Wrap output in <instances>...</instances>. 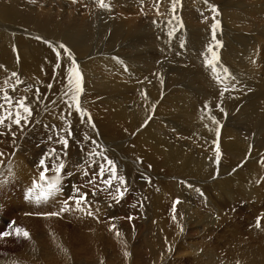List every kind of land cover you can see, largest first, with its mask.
Returning <instances> with one entry per match:
<instances>
[{"label":"rangeland","instance_id":"rangeland-1","mask_svg":"<svg viewBox=\"0 0 264 264\" xmlns=\"http://www.w3.org/2000/svg\"><path fill=\"white\" fill-rule=\"evenodd\" d=\"M6 1H9L10 4L13 0ZM17 1L16 3L22 9L26 8L25 10L28 11L30 8L29 12L35 15H49L55 21L60 17L67 23L76 24L78 22L77 24L83 27L88 23L85 27H92L91 34H93L87 44L88 47L79 51L78 54L76 53V56L81 60V62H76L83 76V92L79 97L80 104L82 109L91 115L96 128L95 130L91 128L86 116L84 118L85 122L82 123L79 115L75 114V108L69 109L68 107V104H71L72 101L69 96L65 95V92L68 91L66 76L67 69L71 67V64L66 55H63L65 58L62 57L59 61L61 68L56 69L55 73L53 71L57 58L52 44L59 43V41L66 44L62 39H56V36H53L54 38L50 39L41 37L42 39H38V41L35 38L39 42L38 44L41 43L43 46L45 52L44 62L46 61L44 66L37 70L29 69L26 65L20 68L15 67L12 70L0 68V96L7 93L13 97V100L27 97L28 102L32 103V116L35 115L36 117L32 118L31 116L29 118H32V122L29 123L30 125H26L28 127L25 126L22 132L15 125L16 129L12 127L13 132H20L16 133V136L19 135L16 138V144L12 143L13 137L10 133L0 136V152L5 154L0 157V160L10 162L12 169V174L8 179L0 182V233H11L6 237L0 236V264H6V262H8L7 264H69L68 262L70 264H93L94 260L96 262L98 260L100 264L104 262V264H235L238 260L242 264H248L244 257L252 253L256 258H261V263L258 264H264V125L262 124V122L264 123V0H210V3L215 4L219 10L217 17L220 21L218 38L223 43L219 55L223 65H227L226 67L235 77L237 85L235 90L225 92L223 97L220 96V91L225 85L231 88L230 85L233 81L225 80L223 84L218 83L213 74L203 66L201 53L210 38L208 30L212 22L209 7L203 3V0H182V7L178 5L177 10L183 28L176 33L177 38L171 40L167 36L171 25L165 24V21L171 16L169 0H162L160 5V13L162 14H157L156 9L153 7V0H108L111 4L109 9L98 7L97 0ZM205 16H208L209 19L205 20ZM154 20L158 23L154 24ZM114 26L121 27L119 33L117 29H114ZM45 40L51 42V44L45 43ZM182 41L185 43L184 48L180 47ZM46 48L49 50H45ZM252 54H257L256 57H258V64L256 63L258 71L255 73L248 69L247 65L245 66V60ZM11 55L17 56L16 51ZM29 55L39 56L38 53L24 48L20 58L22 56L29 58L27 57ZM113 57H116V60ZM90 59H97V61L105 64H115L116 62V65L117 62L121 63L120 60H122L121 65L127 67V75H143L147 81L154 84L156 89L152 90L151 94L145 85H139L136 91L133 86L131 88H128L130 86L117 87L118 89L116 86L105 87V85L100 84V80L104 79L93 74L91 69L85 65L89 63ZM131 66L133 67L131 68ZM12 72L18 74V78L22 83H17V78L11 75ZM99 78L100 80H96ZM122 79L129 80V85H132L128 77ZM50 83L52 84L51 89L47 87ZM13 87L15 91L12 90ZM20 88L23 90V94L26 92L27 94L23 95ZM37 88H39L44 102H41L42 99L38 103L35 101L36 93L34 92ZM25 89L28 91H25ZM145 89L148 95L147 98L151 101L157 99L153 102L149 100L153 111L150 113L144 111L143 115H146V117L141 114L139 119L137 117L136 120L132 121V125L137 123V132L132 125L125 126L126 128L123 125V127L120 126V129L117 127L115 129L111 124L113 112L116 109H122L120 106L125 103L123 104L124 108L130 109L129 111L127 109V113L133 114L135 105L133 107L132 104L137 103V99H140V97H144L142 93L145 92ZM259 89L263 92L261 93ZM50 92L52 93L50 94ZM108 92L112 95V98H107ZM124 93H126L125 96L132 93L133 96H139V98L135 100L121 99ZM48 97L51 101L46 100ZM113 101H116V106L111 110L110 103ZM0 103H3V100H0ZM50 104L53 106H50ZM205 104H208L207 109L204 108ZM218 104L223 107V112L217 107ZM158 105L164 108L161 109V113H156L158 115L156 119L165 125L168 130L163 128L151 129V131L157 137L159 136L158 139H166L169 142L170 149H187L190 156H188L186 165L190 166L189 170L176 168L175 171L178 174L181 172L186 174L192 171L191 173L200 175L202 181L201 179L195 181L190 176L187 177V181L180 182L181 180L175 178L173 169L167 166L168 160L165 155L160 154L156 160H153L142 150H137V145L140 143L138 140L142 133L140 131L149 124L154 125L152 124L154 118L152 115L155 114ZM189 106H191L190 109H195L198 114L185 115L183 110ZM59 107H62V109L60 110ZM101 107L102 109H100ZM49 108L52 110L48 111ZM11 110L14 112L15 107L13 106ZM54 110H60L61 113L59 114V111L55 112ZM163 110L164 114L162 113ZM70 111H72L71 116ZM95 111L98 112V115ZM38 114H40L39 117ZM94 114L95 117L97 116V120L94 118ZM137 115L140 114L137 112ZM61 116L64 117L61 120H64L66 124L61 122ZM209 116H214L219 121V125L210 122L211 118ZM68 117H71V119ZM72 117L74 120L76 119L75 122ZM149 117L151 119H148ZM261 118L262 121L260 122ZM72 120L73 122H71ZM145 121H147L146 124H144ZM69 124L71 125V131L76 136L70 138L73 146L67 150V157L64 158L66 165L64 172L71 173V175L62 174L61 184L58 185L62 188V192H57L55 196L59 194L56 197L52 195L46 200H38L40 189L36 188L32 192L31 199L26 198L28 196L27 190L34 183H41L39 172L43 169L38 164L39 160L48 150V145L54 143L49 148L56 147L58 149V147H61L54 142L57 138L55 135L60 132V126L68 129ZM43 125L50 128L48 129ZM217 128L219 129L218 137ZM111 129H114V131ZM210 129L212 130L210 131ZM32 130L33 132H30ZM35 130L36 132H34ZM0 132L7 133V129L0 126ZM29 132L32 134L27 137ZM103 132L106 134H103ZM62 133L60 134L63 135L64 133ZM100 134L103 135L104 139L99 136ZM49 135L54 138L51 142L48 140ZM85 135L96 140L98 147L85 140ZM39 140L43 143H40ZM104 140L108 144H105ZM213 141H217L219 146L220 161L218 164L215 161L217 144H214ZM48 142L50 144L47 145ZM1 144H5L4 147ZM237 144L240 146H237ZM92 149L103 151L106 156L113 159L118 166V174L127 179L128 192L119 202L114 199L117 195L115 182L113 188L107 190H101L105 186L100 183L99 179L96 180L95 184L88 182L92 178V174L98 171L97 162H103L98 156H89V151ZM12 153L14 155H11ZM79 157L81 161L78 160ZM49 166H51L50 163ZM70 166L72 169L69 168ZM21 168H27L26 170L29 173L23 169L28 174L22 175L24 172ZM0 172L8 173L7 164H0ZM85 172H88V175H85ZM51 174L53 175L52 172H49L47 176L50 178ZM28 175L29 178L26 177ZM149 177L151 182H147ZM23 178L26 181H23ZM104 178L106 179L107 176ZM259 179L261 180L259 181ZM73 186L79 187L81 192L88 194L87 202L81 205L83 211L76 209L75 204L69 201L72 210L61 212L58 216L47 215L51 212H60L63 202L73 194ZM94 188L95 195H93ZM254 190L255 192H253ZM177 198L180 203L176 205L175 214L177 219L173 221L172 205ZM28 204L29 207H27ZM89 211L92 212V215H88ZM37 213L39 216H37ZM24 214H26V218H24ZM31 214L32 216H30ZM33 216L38 219L34 220ZM129 216L134 217V219L129 221L127 219ZM258 216L261 217L260 227H256ZM39 219L40 221H38ZM31 220L38 221V223L34 222L33 224ZM30 223L32 228L29 225ZM44 223L51 226L48 225V227ZM9 225H12V227L10 228ZM112 225H115V228H112ZM35 226H38L40 231L45 230L36 232ZM16 227L28 229L27 232L30 237L25 238L23 235L17 237L14 231ZM51 227H53V230ZM181 227L183 231H181ZM49 231L51 237L48 236ZM117 232L120 235H117ZM45 235L51 241L46 242L48 238H45ZM158 238L163 242L165 241L160 252L157 248L155 249ZM53 239L57 241L55 242ZM60 241L61 243L58 246L57 243ZM41 242H44V244L41 245ZM51 242L52 244L54 242V244L52 245ZM175 246L176 249H174ZM49 247H51V251L48 250ZM257 247L260 249L258 250ZM29 249L30 252L27 251ZM125 253L129 255H125ZM47 254L49 255L47 256ZM259 254L261 257H259Z\"/></svg>","mask_w":264,"mask_h":264},{"label":"bare ground","instance_id":"bare-ground-1","mask_svg":"<svg viewBox=\"0 0 264 264\" xmlns=\"http://www.w3.org/2000/svg\"><path fill=\"white\" fill-rule=\"evenodd\" d=\"M16 1L17 0H13L10 4L6 1V0H0V68L1 69H6V70H12V69H14L15 67L17 68H20L21 66H23V65H26L27 67H29V69H33V70H37L38 68H41L42 66H44V63L46 62H44V56H45V52H44V49H43V46H42V44L40 43V44H38L39 42H37V40L35 39L36 37H46V38H54L53 36H56L55 38L56 39H62V41L64 42H66V46H69L70 48L69 49H71V51H72V54H74L73 56H75V60L76 61H78V62H81V60L76 56V53L78 54V52L79 51H81V50H84L85 48H87L88 47V43H89V41L91 40L90 38H92V34H91V28H90V26H88V27H85V26H87V24L88 23H84L85 24V26L83 27L82 25H79V24H77L76 22V24H74V23H67V22H65V21H63L60 17H59V19H56V21L54 20V19H52V18H50L49 17V15H47V16H45V15H43V16H38V15H35V14H33V13H31V12H29V10H30V8H29V10L27 11V10H25L26 8H24V9H22L17 3H16ZM93 1V0H92ZM238 1V0H237ZM236 1V2H237ZM18 2V1H17ZM185 2V1H184ZM190 2V1H189ZM189 2H188V4H189ZM202 2V1H201ZM227 2V1H226ZM252 3V2H251ZM30 4V3H29ZM228 4V3H227ZM27 5V4H26ZM31 5V4H30ZM239 5V4H238ZM190 6V5H189ZM225 6V5H224ZM31 7V6H30ZM33 7V6H32ZM236 8V7H235ZM35 9V8H34ZM244 9V8H243ZM34 12V11H33ZM207 13V12H206ZM205 13V14H206ZM40 14V13H39ZM49 14V13H48ZM52 14V13H51ZM208 15V14H207ZM210 16V15H209ZM192 17V16H191ZM231 17V16H230ZM56 18V17H55ZM72 19H74V18H72ZM87 19V18H86ZM211 19V18H210ZM68 20V19H67ZM78 20V19H77ZM76 20V21H77ZM80 20V19H79ZM82 20V19H81ZM74 21V20H73ZM104 21V20H103ZM232 21V20H231ZM80 23V22H79ZM125 23V22H124ZM231 23V22H230ZM92 24V23H91ZM126 24V23H125ZM192 24H193V22H192ZM95 25V24H94ZM141 26V25H140ZM97 27V26H96ZM115 27V26H114ZM172 27V26H171ZM97 29V28H96ZM114 29H117V32L118 31H120V29H121V27L120 26H117V27H115ZM135 29V28H134ZM94 30V29H93ZM115 31V30H114ZM94 32V31H93ZM119 33V32H118ZM200 34V33H199ZM42 35V36H41ZM226 35V34H225ZM264 35V34H263ZM225 37V36H224ZM115 38V37H114ZM177 38V37H176ZM191 38V37H190ZM180 39V38H179ZM41 40V39H40ZM48 40V39H47ZM154 40V39H153ZM152 40V41H153ZM39 41V40H38ZM137 41H139V40H137ZM203 41V40H202ZM53 43V42H52ZM59 43H62V42H60L59 41ZM59 43H53L52 44V47L53 48H57L58 47V45H59ZM173 43V42H172ZM45 44V43H44ZM50 44H51V42H50ZM64 44V43H63ZM137 44H138V42H137ZM144 44V43H143ZM125 45V44H124ZM146 46V45H145ZM153 46V45H152ZM94 47V46H93ZM125 47V46H124ZM144 47V46H143ZM155 47V46H154ZM190 47V46H189ZM24 48H28L29 50H31V51H33V52H35V53H38V55L39 56H36L35 57V55L34 56H32V55H29V56H27V57H29V58H25V57H23L22 56V58H20V54H21V52H23L24 51ZM198 48V47H197ZM22 50V51H21ZM43 50V51H42ZM45 50H49V49H45ZM148 50V49H147ZM16 51V53H17V56H12L11 55V53H13V52H15ZM53 51V50H52ZM189 51V50H188ZM54 52V51H53ZM50 53V52H49ZM49 53H48V55H49ZM194 53V52H193ZM252 53V52H251ZM254 53V52H253ZM24 54V53H23ZM29 54V53H28ZM27 54V55H28ZM248 54V53H247ZM47 55V54H46ZM63 55H65L64 53H63V50H61V58L63 57ZM115 55H118V54H115ZM241 55V54H240ZM113 56V55H112ZM138 56V55H137ZM247 56V55H246ZM257 56V54H255V55H250V57L249 58H247L246 60H245V66L247 65V68L248 69H250V70H252V72L253 73H255L256 71H258L257 70V68H256V63L258 64V57H256ZM153 57V56H152ZM65 57H63V59H64ZM109 59L111 58V57H108ZM114 58V57H113ZM116 58V57H115ZM114 58V59H115ZM140 58V57H139ZM153 59V58H152ZM112 60V59H111ZM116 60V59H115ZM229 60V59H228ZM66 61V60H65ZM64 61V62H65ZM113 61V60H112ZM120 61H122V60H120ZM115 62V61H114ZM123 62V61H122ZM152 62V61H151ZM249 62H251V63H249ZM260 62V61H259ZM67 63H68V61H67ZM70 63V62H69ZM68 63V64H69ZM233 65H234V63H232ZM231 64V65H232ZM244 64V63H243ZM46 65V64H45ZM85 65H87V67H89V69H91V71L93 72V74H95V75H99V77H102L104 80H100V78L99 79H96V80H100V84L101 85H105V87H109V86H116V88L117 87H119V88H123V87H127V86H130V87H128V88H131V86H133V87H135L134 88V90L136 91V89L139 87V85H145V87L147 88V90L151 93V91L153 90L154 91V89H156V87L154 86V84L152 83V82H149V81H147L145 78V76H143V75H137V74H132V75H127L126 74V71L124 70L125 69V66H122L121 65V63L120 62H117V65H116V62H115V64L114 63H111V64H105V63H101L100 61H97V59H90V61H89V63H86ZM124 65V64H123ZM187 65V64H186ZM241 65V64H240ZM227 66V65H226ZM133 66H131V68H132ZM138 67V66H137ZM44 68V67H43ZM183 68V67H182ZM259 68V67H258ZM134 69V68H133ZM136 69V68H135ZM244 69V68H243ZM242 69V70H243ZM260 69V68H259ZM246 70V69H245ZM1 71V70H0ZM149 71V70H148ZM25 72V71H24ZM29 72H30V70H29ZM57 72V71H56ZM248 72H249V70H248ZM21 73H23V72H21ZM27 73V72H26ZM63 73V72H62ZM153 73V72H152ZM251 73V72H250ZM249 73V74H250ZM156 74V73H155ZM158 74V73H157ZM178 74V73H177ZM172 75V74H171ZM233 75V74H232ZM38 76V75H37ZM255 76V75H254ZM257 76V75H256ZM23 77V76H22ZM31 77V76H30ZM58 77V76H57ZM126 77H128L130 80H131V83H132V85H129V80H123L122 78H126ZM176 77H178V75H176ZM63 78V77H62ZM179 78V77H178ZM53 79V78H52ZM51 79V80H52ZM91 79V78H90ZM174 79V78H173ZM255 79V78H254ZM41 80V79H40ZM208 80V79H207ZM4 81V80H3ZM185 81V80H184ZM229 81V80H228ZM94 82H95V80H94ZM103 82V83H102ZM104 82H105V84H104ZM158 82V81H157ZM263 82V81H262ZM261 82V83H262ZM26 83V82H25ZM56 83V82H55ZM248 83V82H247ZM253 83V82H252ZM62 84V83H61ZM134 84V85H133ZM157 84V83H156ZM172 84H173V82H172ZM246 84V83H245ZM18 85V84H17ZM90 85V84H89ZM92 85V84H91ZM179 85V84H178ZM248 85V84H247ZM251 85V84H250ZM254 85V84H253ZM21 86V85H20ZM19 86V87H20ZM99 86V85H98ZM142 86V87H143ZM159 86V85H158ZM231 86V85H230ZM257 86V85H256ZM15 87V86H14ZM62 87V86H61ZM91 87V86H90ZM101 87V86H100ZM258 87H260L259 85H258ZM22 88V87H21ZM20 88V89H21ZM27 88V87H26ZM104 88V87H103ZM113 88V87H112ZM111 88V89H112ZM261 88H262V86H261ZM19 89V90H20ZM23 89V88H22ZM21 89V93L23 92V90ZM39 89V88H38ZM88 89V88H87ZM97 89V88H96ZM118 89V88H117ZM264 89V88H263ZM27 89H25V91H26ZM144 90V89H143ZM181 90V89H180ZM185 90V89H184ZM28 91V90H27ZM101 91H103V90H101ZM106 91V90H105ZM123 91V90H122ZM124 91H126V90H124ZM158 91V90H157ZM156 91V92H157ZM178 91V90H177ZM259 91L262 93L263 91L262 90H260L259 89ZM110 92V91H109ZM109 92H108V94H109ZM120 92V91H119ZM133 92V91H132ZM145 92H147L146 91V89H145ZM182 92H183V90H182ZM34 93H36V92H34ZM52 92H50V94H51ZM154 93V92H153ZM165 93V92H164ZM180 93V92H179ZM184 93V92H183ZM256 93H257V91H256ZM23 94V93H22ZM25 94H27V92L25 93ZM25 94H23V95H25ZM64 94V93H63ZM106 94V93H105ZM125 94L126 93H124L122 96H121V99H125V100H135L136 98H139V96H133V94L131 93L129 96H125ZM128 94V93H127ZM136 94V93H135ZM134 94V95H135ZM152 94V93H151ZM156 94V93H155ZM155 94H153V95H155ZM204 94V93H203ZM30 95V94H29ZM180 95V94H179ZM184 95H186L185 93H184ZM189 95V94H188ZM212 95V94H211ZM28 96V95H27ZM52 96H54V95H52ZM97 96V95H96ZM148 96V95H147ZM158 96V95H157ZM190 96V95H189ZM56 97V96H55ZM63 97V96H62ZM94 98H95V96H93ZM120 97V96H119ZM156 97V96H155ZM166 97V96H165ZM179 97H183V96H179ZM202 97H203V95H202ZM263 97V96H262ZM31 98V97H30ZM35 98V97H34ZM33 98V99H34ZM46 98V97H45ZM44 98V99H45ZM53 98V97H52ZM99 98V97H98ZM107 98H112V95H108L107 96ZM152 98V97H151ZM157 98V97H156ZM161 98V97H160ZM172 98H173V95H172ZM231 98V97H230ZM42 99V98H41ZM63 99H64V97H63ZM90 99H92L91 97H90ZM121 99H120V101H121ZM175 99V98H174ZM177 99V98H176ZM209 99V98H208ZM43 100V99H42ZM46 100H50V98L48 97V99H46ZM54 100V99H53ZM84 100V99H83ZM100 100V99H99ZM103 100V99H102ZM118 100V99H117ZM138 100V102L137 103H135V104H132V106L134 107V105H135V109L133 110V114H131V113H127L130 109H128V111H127V109L126 108H124L125 106H123V104H125V103H123V104H121L122 106H120V107H122V109H116L114 112H113V115L111 116L112 117V119H111V124H112V126H114L115 127V129H120V126H122L123 127V125H124V127L125 126H131L132 125V121H134V120H136V118L138 117V119H139V117L141 116V114H142V116H144L143 115V113H144V111L145 112H148V113H150L151 111H153V107H152V104L150 103V99L149 98H145V97H143V98H141L140 97V99H137ZM150 100V101H149ZM155 100H157V99H155ZM155 100H153V101H155ZM160 100V99H159ZM158 100V101H159ZM178 100V99H177ZM199 100V99H198ZM51 101V100H50ZM55 101V100H54ZM64 102H65V99L63 100ZM91 101V100H90ZM108 101V100H107ZM153 101H151V102H153ZM164 101H166V100H164ZM170 101H171V98H170ZM174 101V100H173ZM180 101V100H179ZM179 101H177V102H179ZM237 101V100H236ZM257 101V100H256ZM41 102H44V100L43 101H41ZM47 102V101H46ZM46 102H45V104H46ZM86 102V101H85ZM126 102V101H125ZM157 102V101H156ZM162 102V101H161ZM168 102V101H167ZM176 102V103H177ZM132 103V102H131ZM235 103V102H234ZM32 104V103H31ZM44 104V105H45ZM54 104V103H53ZM156 104H158V103H156ZM163 104H165V103H163ZM167 104H169V103H167ZM173 104V103H172ZM175 104V103H174ZM186 104V103H185ZM233 104V103H232ZM55 106H57V104H54ZM229 105V104H228ZM234 105V104H233ZM238 105V104H237ZM32 106V105H31ZM46 106V105H45ZM50 106H53V105H51L50 104ZM65 106H67L66 104H65ZM116 106V101H113V102H111L110 103V109L111 110H113V108ZM166 106H168V105H166ZM173 106V105H172ZM177 106V105H176ZM156 107V106H155ZM180 107V106H179ZM241 107V106H240ZM57 108V107H56ZM84 108H85V106H84ZM98 108V107H97ZM118 108V107H117ZM132 108V107H131ZM162 108H164L163 106H161V105H158L157 106V108L155 109V114H153L152 116L154 117L153 119H152V124H154V125H151V124H149V126L147 125L145 128H142L143 130H141L140 131V133H141V135H140V137H139V145H137V150H142L144 153H146L147 154V156L149 157V158H151V159H153V160H156L157 159V157L161 154H163V155H165V157H166V159L168 160V162H167V166H169L170 167V169H173V171H174V176H175V178L176 179H178L180 182H185V181H187V177H190V176H192L193 177V179L195 180V181H199L200 179H201V177H200V175H198L197 173H191V172H189V173H186L185 174V172H184V174H183V172H181L180 174H178L175 170H176V168H185L186 170H189V167L190 166H188V165H186V161H187V159H188V156H190L189 155V151L187 150V149H181V148H175V149H170L169 148V142H167L166 141V139H158L159 138V136L157 137L156 135H154L153 134V132L151 131V129H163V128H166V130H168V128L165 126V125H163V124H161L160 123V121H158L156 118H157V116L158 115H156V113H159L160 111H161V109ZM172 108H174V107H172ZM176 108V107H175ZM191 108V106H189V107H185L184 108V112H185V115L187 114V115H197L198 114V112H196V110L195 109H190ZM195 108V107H194ZM234 108V107H233ZM59 109L61 110L62 109V107L60 108L59 107ZM100 109H102V107L100 108ZM109 109V110H110ZM133 109V108H132ZM171 109V108H170ZM247 109V108H246ZM39 110V109H38ZM50 110H52V109H50L49 108V110L48 111H50ZM60 110H57V111H59V114L61 113L60 112ZM73 110V109H72ZM105 110V109H104ZM165 110V109H164ZM164 110L162 111V113L164 114ZM243 110H244V108H243ZM250 110V109H249ZM45 111V110H44ZM55 111V110H54ZM54 111H53V113H54ZM57 111H55V112H57ZM63 111H64V109H63ZM178 111V110H177ZM235 111V110H234ZM52 112V111H51ZM69 112V111H68ZM73 112H75V111H73ZM97 111H95V113H96ZM137 112L140 114L139 116L137 115ZM166 112V111H165ZM229 112V111H228ZM253 112V111H252ZM42 113H44V112H42ZM70 113H72V111H70ZM102 113V112H101ZM161 113V112H160ZM262 113H263V111H262ZM57 114V113H56ZM75 114H76V112H75ZM97 115H98V112L96 113ZM100 114V113H99ZM170 114V113H169ZM244 114H246V113H244ZM259 114V113H258ZM258 114H256L257 116H258ZM42 115V114H41ZM66 115V114H65ZM74 115V114H73ZM104 115V114H103ZM107 115V114H106ZM38 117L40 116V114H38L37 115ZM57 116H58V114H57ZM70 116H71V114H70ZM75 116V115H74ZM77 116V115H76ZM110 116V115H109ZM172 116H175V115H172ZM207 116V115H206ZM247 116V115H246ZM33 117H35V115H33L32 116V118ZM97 117V116H96ZM95 117V114H94V118H96ZM100 117V116H99ZM144 117H146V115L144 116ZM180 117V116H179ZM190 117V116H189ZM197 117V116H196ZM210 117V116H209ZM253 117V116H252ZM31 118V119H32ZM36 118V117H35ZM34 118V119H35ZM47 118H48V116H47ZM46 118V119H47ZM58 118V117H57ZM68 118H70L71 119V117H68ZM73 118V117H72ZM78 118V117H77ZM101 118V117H100ZM105 118H107V117H105ZM174 118V117H173ZM263 118V117H262ZM262 118H261V120H260V122L262 121ZM30 119V120H31ZM98 118H96V120H97ZM110 119V118H109ZM131 119V120H130ZM175 119V118H174ZM188 119V118H187ZM190 119V118H189ZM255 119V118H254ZM264 119V118H263ZM36 120H38V119H36ZM60 120H61V118H60ZM73 120H74V118H73ZM73 120L71 121V122H73ZM102 120V119H101ZM107 120H108V118H107ZM176 120V119H175ZM39 121V120H38ZM76 121V119L74 120V122ZM103 121V120H102ZM105 121H106V119H105ZM186 121V120H185ZM199 121H201V120H199ZM206 121V120H205ZM210 122L212 121L211 119L209 120ZM251 121V120H250ZM31 122H32V120H31ZM30 122V123H31ZM34 122V121H33ZM56 122H57V120H56ZM60 122V121H59ZM61 122H64V124H66V122L63 120H61ZM70 122V121H69ZM109 122H110V120H109ZM140 122H141V120H140ZM173 122V121H172ZM178 122V121H177ZM184 122V121H183ZM100 123V122H99ZM106 123H108V122H106ZM230 123V122H229ZM250 123V122H249ZM255 123H257V122H255ZM44 124V123H43ZM58 124H60V123H58ZM103 124V123H102ZM101 124V125H102ZM111 124H110V126H111ZM145 124V123H144ZM143 124V125H144ZM204 124V123H203ZM213 124V123H212ZM262 124L264 125V123L262 122ZM30 125V124H29ZM48 125V124H47ZM49 125H51L50 123H49ZM61 125H63V124H61ZM104 125V124H103ZM109 125V124H108ZM137 125V123H135L134 125H132L133 126V128L135 129V131L137 132V130H138V126H136ZM214 125H215V123H214ZM262 125V126H263ZM40 126V125H39ZM44 126V125H43ZM60 126V125H59ZM67 126V125H66ZM211 126V125H210ZM237 126V125H236ZM13 127H14V129H16L15 128V126L13 125ZM28 126H26V128H27ZM30 127V126H29ZM42 127V126H41ZM45 127V126H44ZM63 127V126H62ZM62 127L60 126V128L62 129ZM99 127V126H98ZM106 127V126H105ZM104 127V128H105ZM117 127V128H116ZM121 127V128H122ZM203 127V126H202ZM238 127V126H237ZM46 128H50V127H46ZM66 127H63V129H65ZM102 128V127H101ZM113 128V127H112ZM126 128V127H125ZM212 128V127H211ZM219 128V127H218ZM234 128V127H233ZM13 129V128H12ZM39 129V128H38ZM42 129H44V128H42ZM48 129H46V131H48ZM67 129V128H66ZM106 129V128H105ZM104 129V130H105ZM264 129V128H263ZM54 130V129H53ZM101 130V129H100ZM103 130V129H102ZM111 130H113L114 131V129H111ZM123 130V129H122ZM165 130V131H166ZM44 131V130H43ZM42 131V132H43ZM52 131V130H51ZM50 131V132H51ZM118 131V130H117ZM133 131V130H132ZM159 131H162V130H159ZM18 133H20L19 131H17ZM16 132V133H17ZM22 132V131H21ZM30 132H33V130L32 131H30ZM27 133V137L30 135V134H32V133ZM34 132H36V130L34 131ZM55 132V131H54ZM99 132V131H98ZM64 133V132H63ZM62 133V134H63ZM139 133V134H140ZM154 133H156V132H154ZM209 133V132H208ZM34 134V133H33ZM44 134V133H43ZM65 134V133H64ZM63 134V135H64ZM75 134V133H74ZM103 134H106V133H104L103 132ZM204 134V133H203ZM234 134V133H233ZM245 134V133H244ZM21 135V134H20ZM22 135H24L23 133H22ZM38 135V134H37ZM42 135V134H41ZM52 135H53V132H52ZM81 135V134H80ZM102 134H100L99 136L101 137V138H103L104 139V137H103V135L101 136ZM111 135V134H110ZM109 135V136H110ZM112 135H114V134H112ZM134 135V134H133ZM19 135H17L16 136V138L18 137ZM25 136V135H24ZM31 136V135H30ZM35 136H36V134H35ZM34 136V137H35ZM56 136V135H55ZM76 136V135H75ZM108 136V135H107ZM106 136V137H107ZM108 136V137H109ZM115 136V135H114ZM139 136V135H138ZM213 136V135H212ZM225 136V135H224ZM232 136V135H231ZM237 136V135H236ZM11 137V136H10ZM23 137V136H22ZM22 137H20V138H22ZM161 137V136H160ZM239 137V136H238ZM9 138V137H8ZM203 138V137H202ZM205 138V137H204ZM231 138V137H230ZM36 139V138H35ZM45 139V138H44ZM54 139V138H53ZM57 139V138H56ZM82 139H83V137H82ZM32 140V139H31ZM37 140V139H36ZM71 140V139H70ZM233 140H234V138H233ZM239 140V139H238ZM7 141V140H6ZM13 141V140H12ZM11 140H10V142H12ZM18 141V140H17ZM19 141H20V139H19ZM24 141V140H23ZM28 141V140H27ZM27 141H25V142H27ZM44 141V140H43ZM103 141V140H102ZM237 141V140H236ZM235 141V142H236ZM2 142V141H1ZM15 142H16V139H15ZM31 142H33V141H31ZM37 142V141H36ZM39 142H40V140H39ZM55 142V141H54ZM104 142H105V144H108V143H106V141L104 140ZM234 142V143H235ZM238 142V141H237ZM248 142V141H247ZM13 143V142H12ZM34 143H35V141H34ZM33 143V144H34ZM40 143H43V142H40ZM89 143V142H88ZM168 143V144H167ZM240 143V142H239ZM7 144V143H6ZM16 144V143H15ZM23 144V143H22ZM30 145H31V143H29ZM45 144V143H44ZM48 144H50L49 142L47 143V145ZM52 144H54V143H52ZM52 144H50V145H52ZM73 143L70 141V146H69V148L68 149H71L72 148V145ZM4 145L5 144H1V146H3L4 147ZM36 145V144H35ZM40 145V144H39ZM50 145H48V149H49V146ZM89 145H90V143H89ZM91 145H93L92 143H91ZM111 145V144H110ZM172 145V144H171ZM53 146V145H52ZM58 146H59V144H58ZM61 146V145H60ZM237 146H240V145H238L237 144ZM44 147V146H43ZM9 148V147H8ZM34 148V147H33ZM32 148V149H33ZM56 148V147H55ZM61 148V147H60ZM59 147H58V149H60ZM1 149V148H0ZM29 149V148H28ZM31 149V150H32ZM86 150V149H85ZM5 151H6V148H5ZM10 151V150H9ZM21 151V150H20ZM135 151V150H134ZM185 151H188V152H185ZM243 151V150H242ZM69 153V152H68ZM70 154H71V152H70ZM75 154V153H74ZM78 154H80V153H78ZM28 155V154H27ZM36 155V154H35ZM81 155V154H80ZM29 156H30V153H29ZM71 156H73V154H71ZM88 156V155H87ZM67 157V156H66ZM69 157V156H68ZM23 158H25V157H23ZM85 158V157H84ZM76 159V158H75ZM160 159V158H159ZM78 160H80L81 161V159H80V157H79V159ZM72 161V160H71ZM126 161V160H125ZM128 161V160H127ZM75 163H76V161H74ZM78 162V161H77ZM50 163V162H49ZM210 163V162H209ZM208 163V164H209ZM69 164H70V162H69ZM69 164H68V166H69ZM28 165V164H27ZM74 165V164H73ZM77 165V164H76ZM23 166V165H22ZM21 166V167H22ZM72 166V165H71ZM71 166L69 167V168H71ZM75 166V165H74ZM73 166V167H74ZM78 166V165H77ZM20 167V166H19ZM24 167V166H23ZM30 167V166H29ZM131 168V167H130ZM22 169V172H24L22 175H24L25 176V174H26V172L25 171H27L25 168H21ZM23 169L25 170V171H23ZM72 169V168H71ZM75 169V168H74ZM73 169V170H74ZM78 169V168H77ZM69 170V169H68ZM20 171V170H19ZM34 171V170H33ZM36 171V170H35ZM34 171V172H35ZM70 171H72V170H70ZM69 171V172H70ZM253 171V170H252ZM28 173H29V171H27ZM66 172V171H65ZM64 172V173H65ZM75 172V171H74ZM27 173V174H28ZM37 173V172H36ZM76 173H77V171H76ZM141 173V172H140ZM254 173V172H253ZM21 174V173H20ZM26 174V175H27ZM156 174V173H155ZM256 174V173H255ZM261 174V173H260ZM264 174V173H263ZM30 175V174H29ZM29 175L28 176H26L27 178H29ZM52 175V174H51ZM64 175V174H63ZM218 175V174H217ZM21 176V175H20ZM31 176V175H30ZM50 176V175H49ZM23 177V176H22ZM21 177V178H22ZM73 177H75V176H73ZM162 177V176H161ZM217 177H220V176H217ZM156 178V177H155ZM25 178H23V181H26V180H24ZM189 179H191V178H189ZM193 179H191V180H193ZM211 179V178H210ZM226 179V178H225ZM22 180V179H21ZM82 180V179H81ZM157 180H159V179H157ZM261 179H259V181H260ZM201 181H202V179H201ZM20 182V181H19ZM73 182V181H72ZM208 182V181H207ZM25 183H27V182H25ZM164 183V182H163ZM253 183V182H252ZM161 184V183H160ZM167 184V183H166ZM203 184V183H202ZM26 185V184H25ZM141 185V184H140ZM174 185V184H173ZM255 185H256V183H255ZM262 185V184H261ZM254 186V185H253ZM28 187V186H27ZM139 187V186H138ZM163 187H165V186H163ZM258 188V187H257ZM259 189V188H258ZM169 190V189H168ZM62 192V191H61ZM253 192H255V190L253 191ZM60 193V192H59ZM58 193V194H59ZM83 193V192H82ZM164 193H165V191H164ZM256 193H257V190H256ZM58 194L56 195V196H58ZM250 194V193H249ZM55 195H53V197H54ZM55 196V197H56ZM92 196V195H91ZM68 197V196H67ZM171 197H172V195H171ZM167 198V197H166ZM56 199V198H55ZM58 199V198H57ZM62 199H63V197H62ZM90 199H91V197H90ZM260 199H261V197H260ZM59 200V199H58ZM64 200V199H63ZM158 200V199H157ZM166 200V199H165ZM259 200V199H258ZM60 202V201H59ZM156 202V201H155ZM20 203V202H19ZM46 203V202H45ZM50 203V202H49ZM54 203V202H53ZM57 203V202H56ZM55 203V204H56ZM199 204V203H198ZM22 205V204H21ZM50 205H51V203H50ZM157 205V204H156ZM30 205L28 204L27 205V207H29ZM58 206V205H57ZM92 206V205H91ZM52 207H54L53 205H52ZM184 207V206H183ZM14 208V207H13ZM48 208V207H47ZM51 208V207H50ZM185 209V208H184ZM72 210V209H71ZM188 210V209H187ZM255 210V209H254ZM15 211V210H14ZM23 211V210H22ZM37 211V210H36ZM45 211V210H44ZM218 211V210H217ZM23 213H25V212H23ZM42 213V212H41ZM155 213V212H154ZM72 214V213H71ZM74 214V213H73ZM157 214V213H156ZM25 215V217L24 218H26V214H24ZM199 215V214H198ZM28 216V215H27ZM30 216H32V214L30 215ZM37 216H39V214L37 213ZM46 216V215H45ZM196 216V215H195ZM220 216V215H219ZM42 217V216H41ZM203 217V216H202ZM204 217H205V215H204ZM28 218V217H27ZM33 218H34V216H33ZM37 218V217H36ZM36 218H34V220H36ZM40 218V217H39ZM32 219V218H31ZM38 219V218H37ZM41 219V218H40ZM40 219L38 220V221H40ZM45 219V218H44ZM44 219H42L44 222H45V220ZM24 220V219H23ZM32 221V223L34 224V222H36V223H38V221ZM41 220V221H42ZM91 220V219H90ZM162 221V220H161ZM263 221V220H262ZM26 222V221H25ZM27 223H29V222H27ZM49 223V222H48ZM50 223H51V221H50ZM49 223V224H50ZM42 224V223H41ZM44 224H47V223H44ZM49 224H47V226L49 225ZM52 224V223H51ZM26 225H28V224H26ZM30 226H31V223L29 224ZM36 225V224H35ZM1 226V225H0ZM42 226V225H41ZM47 226H45V227H47ZM49 226H51V225H49ZM48 226V227H49ZM205 226V225H204ZM204 226H202V227H204ZM36 227V226H35ZM45 227H40V228H45ZM199 227H200V225H199ZM215 227V226H214ZM31 228H32V226H31ZM34 228V227H33ZM52 228V230H53V227H51ZM169 228V227H168ZM167 228V229H168ZM9 229V228H8ZM35 229V228H34ZM37 229V230H36ZM36 232L37 231H39V232H43L44 230H42V231H40V229H38V226L36 227ZM49 229V228H48ZM246 229V228H245ZM26 230V229H25ZM30 231H31V229H29ZM47 230V229H46ZM158 230V229H157ZM165 230H166V228H165ZM27 231H28V229H27ZM29 231V232H30ZM85 231V230H84ZM210 231H213V230H210ZM31 232H33V230L31 231ZM35 232V231H34ZM3 233V232H2ZM48 233V232H47ZM58 233V232H57ZM82 233V232H81ZM84 233V232H83ZM170 233V232H169ZM214 233V232H213ZM41 234V233H40ZM42 234H44V233H42ZM49 235V237H51L50 236V231H49V233H48ZM60 234V233H59ZM88 234V233H87ZM96 234V233H95ZM162 234V233H161ZM167 234H168V232H167ZM166 234V235H167ZM33 235V234H32ZM55 235V234H54ZM58 235V234H57ZM89 235V234H88ZM98 235V234H97ZM47 235H45V238H48L47 239V241L46 242H48V240H49V237L47 236ZM81 236V235H80ZM94 236V235H93ZM156 236V235H155ZM162 236V235H161ZM164 236V235H163ZM169 236V235H168ZM60 237V236H59ZM92 237V236H91ZM45 238H44V240H45ZM65 238V237H64ZM160 238H162V237H160ZM160 238H158L159 240H158V242L157 243H155V249L157 248L158 249V252H160V250H161V247H163L162 245H163V243L165 242H163ZM169 238V237H168ZM39 239H41V238H39ZM57 239H59V238H57ZM89 239V238H88ZM30 240H32V239H30ZM34 240V239H33ZM54 240V239H53ZM93 240V239H92ZM39 241V240H38ZM41 241V240H40ZM49 241H51V240H49ZM55 241V240H54ZM57 241V240H56ZM55 241V242H56ZM31 242V241H30ZM29 242V243H30ZM35 242V241H34ZM94 242V241H93ZM167 242V241H166ZM36 243V242H35ZM61 243V241L59 242V243H57L58 244V246H59V244ZM92 243V242H91ZM102 243V242H101ZM104 243V242H103ZM40 244V243H39ZM44 244V242L42 243L41 242V245H43ZM51 244H52V242H51ZM53 244H54V242H53ZM52 244V245H53ZM56 244V243H55ZM176 244V243H175ZM174 244V245H175ZM36 245H37V243H36ZM35 245V246H36ZM41 245H39V247H41ZM47 245V244H46ZM69 245V244H68ZM71 245V244H70ZM245 245V244H244ZM34 246V245H33ZM48 246V245H47ZM58 246H57V249H58ZM150 246V245H149ZM247 246V245H246ZM250 246V245H249ZM259 246V245H258ZM38 247V246H37ZM174 247V246H173ZM261 247V246H260ZM27 248H29V246H27ZM31 248V247H30ZM42 248V247H41ZM51 247H49L48 248V250H50L51 251V249H50ZM54 248V247H53ZM178 248V247H177ZM256 248V247H255ZM258 248V247H257ZM55 249H56V247H55ZM73 249V248H72ZM92 249V248H91ZM170 249H172V248H170ZM174 249H176V246H175V248ZM243 249H244V247H243ZM260 248H258V250H259ZM43 250V249H42ZM180 250V249H179ZM235 250V249H234ZM237 250V249H236ZM27 251H29L30 252V249L29 250H27ZM54 251V250H53ZM56 251V250H55ZM54 251V252H55ZM59 251V250H58ZM57 251V252H58ZM153 251V250H152ZM253 251V250H252ZM47 252H49V251H47ZM53 252V253H54ZM60 252V251H59ZM236 252V251H235ZM249 252V251H248ZM22 253V252H21ZM31 253H32V249H31ZM162 253V252H161ZM237 253V252H236ZM251 253V252H250ZM36 254V253H35ZM58 254V253H57ZM67 254V253H66ZM165 254V253H164ZM214 254V253H213ZM246 254H248V253H246ZM253 254V253H252ZM252 254H250V255H247L246 257H244V260L246 259V262L248 263V264H258V263H261V258H256L255 256H253ZM30 255V254H29ZM49 254H47V256H48ZM244 255V254H243ZM257 255V254H256ZM28 256V255H27ZM31 256H33L32 254H31ZM59 256V255H58ZM67 256V255H66ZM65 256V257H66ZM69 256V255H68ZM166 256V255H165ZM214 256H215V254H214ZM237 256V255H236ZM235 256V257H236ZM8 257H10V256H8ZM40 257V256H39ZM71 257H72V255H71ZM210 257H211V255H210ZM216 257V256H215ZM259 257H261L260 256V254H259ZM33 258H34V256H33ZM36 258V257H35ZM51 258V257H50ZM54 258V257H53ZM85 258V257H84ZM87 258V257H86ZM88 258H89V256H88ZM159 258V257H158ZM239 258H241V257H239ZM66 259V258H65ZM76 259V258H75ZM236 259V258H235ZM57 260V259H56ZM9 261H10V259H9ZM27 261V260H26ZM36 261V260H35ZM65 261V260H64ZM3 262V261H2ZM33 262V261H32ZM45 262V261H44ZM56 262V261H55ZM54 262V263H55ZM63 262V261H62ZM8 262H6V264H7ZM42 263V262H41ZM66 263V262H65ZM69 264H70V262H68ZM105 263V262H104ZM103 263V264H104ZM20 264V263H19ZM33 264V263H32ZM47 264V263H46ZM56 264V263H55ZM63 264V263H62ZM93 264H100L99 263V261L97 260V262L94 260V263ZM235 264H242L241 262H239V260L235 263ZM245 264V263H244Z\"/></svg>","mask_w":264,"mask_h":264},{"label":"snow or ice","instance_id":"snow-or-ice-1","mask_svg":"<svg viewBox=\"0 0 264 264\" xmlns=\"http://www.w3.org/2000/svg\"><path fill=\"white\" fill-rule=\"evenodd\" d=\"M162 3V0H153V7L156 9L157 14L160 13V5ZM170 3V12L171 16L169 19L165 21L166 25H171L172 27L167 32V36L169 40L176 38V33L183 28V23L178 15V5L182 7V0H169ZM203 3L209 7V10L211 12V24L210 28L208 30L209 32V39L204 47V51L201 53L202 59H203V66L206 67L214 76L215 80L218 83L223 84L225 80L233 81L231 84V88L228 87V85H225L223 89L220 91V96L223 97L225 92L235 90L237 87L235 83V77L232 75V73L229 71V69L223 65L219 51L223 47L222 41L218 38V29L220 28V21L217 18L219 15L218 7L215 4H211L210 0H203ZM97 5L101 9H109L111 7V4L108 2V0H97ZM205 20H208L209 17L205 16ZM175 22V23H174ZM154 24L158 23L157 21H153ZM36 39H42L41 37H36ZM45 43H50L49 41L45 40ZM181 48L185 47V43L182 41L180 44ZM61 50H63V53L68 57L71 67L67 69V89L68 91L65 92L66 96H69V99L72 101L71 104H68L69 109L75 108L76 113L79 115L81 122H85V116L87 117V122L90 124L91 128L95 130L96 126L95 123L92 121L91 115L86 112V110L82 109L80 104V94L83 92L82 88V81L83 76L82 73L79 70V66L75 60V57L72 54L71 49H69L65 44L60 43L57 48H54V51L56 53L57 63L54 65V73L56 69L61 68V64L59 63L61 59ZM119 59V58H117ZM121 63H123L121 61ZM125 71H127V67L125 66ZM12 77L17 78V83H22V81L19 80L18 74L16 72L11 73ZM55 78V77H54ZM163 82V81H161ZM47 87L49 89L52 88V84H48ZM15 91V88L12 89ZM35 95V101L38 103L41 100L40 90L37 88ZM142 95L147 98V93L144 92ZM0 100H3V103H0V126H3L7 129V133L0 132V136L6 135L8 133L11 134L13 137V143H15L16 139V132L12 131L13 125H15L18 129L21 131L24 130L25 126L28 125L30 121V117L32 116V107L31 104L28 102L27 97H21L19 99L13 100V97L5 93L3 96H0ZM67 103V102H66ZM222 104V101L220 102ZM15 107V111L13 112L11 110L12 107ZM219 110L221 112L224 111L223 107L220 106V104L217 105ZM204 108H208V104L204 105ZM71 114V113H69ZM212 122L219 125V121L216 120V118L210 117ZM61 119H64L63 116H61ZM148 119H151L149 117ZM23 121V123H22ZM147 121H145V124ZM143 126V125H142ZM47 127V126H45ZM53 128L55 126H52ZM207 127V125H206ZM212 129H210L211 131ZM64 132L66 134L61 135L60 133ZM217 137L219 136V129H216ZM74 132L71 131V125L69 124L68 129H61L60 132L56 133V143L61 145L60 149H57L55 147L49 148L44 155L39 160L38 164L43 169L39 172V180L41 183L36 184L34 183L32 187H30L28 191V196L26 198L31 199L32 192L34 189L39 188L40 189V195L37 197V199H48L49 196L55 195L57 192L62 191V188L58 187V185L61 184V176L62 174L71 175V173H64V169L66 167L64 158L67 156V150L70 146V138L74 136ZM84 139L87 141H90L93 145H96L98 147V142L92 137L85 135ZM48 140L51 142L53 141V136L49 135ZM214 144H217V141H213ZM215 161L218 164L220 161V151L219 146L217 144V147L215 149ZM5 154L0 152V157H3ZM11 155H14L12 153ZM89 156H98L103 161L102 163L97 162V168L98 171L94 172L92 174V178L89 179L90 184H95L96 180L99 179L100 183H102L105 188L101 190H107L110 188H113L114 182H115V192L117 195L114 197V199L119 202V200L123 199L125 194L128 192L127 188V179L123 175L118 174V166L116 162L106 156L103 151H96L95 149H92L89 151ZM51 166H49V163ZM0 164H7L8 166V173L5 174L3 172H0V182L3 180H7L8 177L12 174V169L10 166V162L0 160ZM151 167V165H149ZM49 172H52L53 175L49 178L47 174ZM85 175H88V172H85ZM107 176L105 179L104 177ZM147 182L150 181V177L147 178ZM199 191V190H197ZM72 195L68 197L67 200L63 202V206L60 209V212H51L47 213V215L51 216H58L61 212H66L71 209L69 201H72L76 209L83 211L81 208L82 203L87 202V193H82L80 191L79 187L73 186L72 188ZM93 195H95V188L93 189ZM180 203V200L177 198L172 205V219L175 221L177 219L176 217V205ZM142 206V205H141ZM88 215H92V212L89 211ZM115 219V218H113ZM129 221L134 219V217L129 216L127 217ZM13 224L15 222H12ZM261 226V217L258 216L256 218V227ZM11 228L12 225H9ZM112 228H115V225H112ZM15 234L17 237L23 235L25 238L30 237V234L27 232V230L16 227L14 229ZM181 231H183V228L181 227ZM11 235L10 232H3L0 233V236H9ZM117 235H120L119 232H117ZM125 255H129L128 253H125Z\"/></svg>","mask_w":264,"mask_h":264}]
</instances>
